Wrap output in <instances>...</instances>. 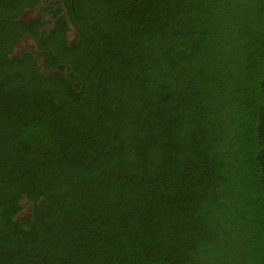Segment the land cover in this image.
<instances>
[{"label": "trees", "instance_id": "trees-1", "mask_svg": "<svg viewBox=\"0 0 264 264\" xmlns=\"http://www.w3.org/2000/svg\"><path fill=\"white\" fill-rule=\"evenodd\" d=\"M0 264H264V0H0Z\"/></svg>", "mask_w": 264, "mask_h": 264}, {"label": "rangeland", "instance_id": "rangeland-1", "mask_svg": "<svg viewBox=\"0 0 264 264\" xmlns=\"http://www.w3.org/2000/svg\"><path fill=\"white\" fill-rule=\"evenodd\" d=\"M31 16H35V13H32L30 14L28 17H31ZM23 50H32L35 52L34 48H33V44L30 42V40H22V43L19 44L17 50H16V53H20V51H23ZM36 54V53H35Z\"/></svg>", "mask_w": 264, "mask_h": 264}]
</instances>
